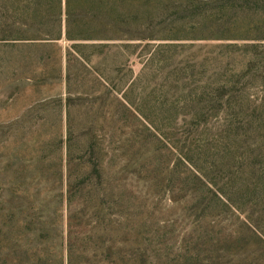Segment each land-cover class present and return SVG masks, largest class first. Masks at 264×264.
Listing matches in <instances>:
<instances>
[{"label":"rangeland","instance_id":"rangeland-1","mask_svg":"<svg viewBox=\"0 0 264 264\" xmlns=\"http://www.w3.org/2000/svg\"><path fill=\"white\" fill-rule=\"evenodd\" d=\"M19 2L0 264H264V0Z\"/></svg>","mask_w":264,"mask_h":264},{"label":"trees","instance_id":"trees-1","mask_svg":"<svg viewBox=\"0 0 264 264\" xmlns=\"http://www.w3.org/2000/svg\"><path fill=\"white\" fill-rule=\"evenodd\" d=\"M72 3H70V0H64V4L61 3V0H57V3L55 4L56 5V9H57V12L59 14V16L61 15L62 11H64V13L67 15L66 19H65V26H67L68 28H70L71 26H73L72 24L76 23V20H71L70 18V10L72 8ZM19 6H22L21 7V10L28 13L29 15H34L40 5L39 3L37 2V0H21V2H19L18 4ZM83 5V4H82ZM81 5V6H82ZM87 7V5L85 6ZM89 21V19H88ZM60 21L58 20V23ZM84 22L86 23V20H84ZM68 40H90L91 38L89 37H83V36H79L77 38H70V36H68L67 38ZM73 257V253L71 251V244L68 245V251H67V264H73L72 259Z\"/></svg>","mask_w":264,"mask_h":264}]
</instances>
